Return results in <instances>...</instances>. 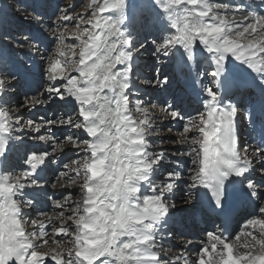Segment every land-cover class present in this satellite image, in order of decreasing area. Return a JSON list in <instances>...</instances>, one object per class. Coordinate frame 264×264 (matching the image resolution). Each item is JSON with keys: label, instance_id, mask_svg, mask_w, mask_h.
I'll list each match as a JSON object with an SVG mask.
<instances>
[{"label": "snow or ice", "instance_id": "1", "mask_svg": "<svg viewBox=\"0 0 264 264\" xmlns=\"http://www.w3.org/2000/svg\"><path fill=\"white\" fill-rule=\"evenodd\" d=\"M154 3L171 29L152 41L154 53L167 58L182 52L179 69L195 73L194 83L204 84L205 73L211 77V86L203 87L205 111L186 115L166 102L161 111L170 121L155 123V114L147 107L152 102L141 97L138 81L142 78L133 71L134 56L143 45L135 47L122 27L127 0H90L88 11L76 15L69 12L75 5L59 8L48 25L54 55L40 57L46 61V86L26 95L15 108L31 112L58 100L65 102L66 110L54 119L33 120L0 103V157L6 158L11 150L9 141L21 139L16 133L30 134L50 149L28 151L22 171H0V264H189L184 251L190 245L173 243L183 237L171 227L170 212L177 208L174 197L189 206L195 199L193 190L203 187L215 208L222 209L227 185L233 182L247 189L256 214L232 238L219 227L205 232L193 264H264V180L256 179L264 178V145L241 147L238 108L222 104L216 91L225 84L229 57L257 73L264 85V15L216 0ZM32 12L31 19L39 24L43 18ZM237 14L243 19L235 20ZM73 20L76 30L69 37L67 28ZM137 22L154 23L151 17ZM69 38L72 45L65 44ZM22 41L17 46L27 44L31 53H39L38 44L28 36ZM197 44L209 54L211 71L197 66ZM7 63L0 56V100L15 80L4 70ZM146 83L166 85L168 78L161 79L157 69V76ZM134 113L143 118L137 119ZM174 122L183 123L176 128ZM59 130L63 132L58 136ZM165 130L177 133L175 153L153 147L163 145L158 133ZM65 143L72 147L65 150ZM175 156L191 157L190 182L184 181V169ZM48 160L60 164L54 177L57 182L64 178L70 186L82 179L79 198L73 200L72 192H62L61 200L49 196L56 211L37 213L46 221H25L21 203L32 207L35 202L16 197L26 188L42 189L44 177L38 169ZM166 166L170 170H164ZM161 173L163 179L157 183ZM182 182L187 183V191L181 194ZM29 223L32 231L25 227ZM49 225H53L51 231ZM242 236L244 242L239 243ZM50 240L55 247H49ZM177 247L180 254L168 255Z\"/></svg>", "mask_w": 264, "mask_h": 264}, {"label": "rangeland", "instance_id": "2", "mask_svg": "<svg viewBox=\"0 0 264 264\" xmlns=\"http://www.w3.org/2000/svg\"><path fill=\"white\" fill-rule=\"evenodd\" d=\"M1 2L5 3L6 7H3ZM216 2H229V1L216 0ZM89 3H90V0H0V51L1 50L5 51V52H0V56H3V54H5L4 58L8 62L7 65L10 66V68L4 69V70L7 72V74L10 77L15 76L14 74H11V73H16V72L20 71L19 69L11 67V62L14 59V57H13L14 54H16V57L18 59H23V64H22L23 68L20 67V69L23 70L24 67H27L26 68V78H22V80L19 82H17V80H16L15 83H12L9 86L13 90V95H14L13 98L15 100L19 99L20 102H17L16 104L15 103L8 104L6 106L12 108L13 111H17V110L22 111V115L24 116L25 119L39 120L40 117H44V116H40L43 114V112L40 111V112L35 113L34 118H29V115L31 113H34L35 110L29 112V111L23 110V109H16L15 107H18L22 103V101L26 95H31L30 93L35 95L38 91L43 90L44 86H46V84H45L46 83V77H45V73H44V67H46V61H42L40 57L41 56L46 57L48 55H54L53 49H54L55 45L50 44V47L47 48L48 52H46V46H44L42 44V43H45V40H44V38H39V41L42 42V43H39V45H38L39 46V53L31 55V51H26V53L23 54V49L29 50L27 48V46H28L27 44H23V46H17V43H23L22 37L25 35L29 36V38L32 40V37H35L36 34H40L42 37L46 36V38H49L51 40L50 30H48V25L52 22V20L56 19L55 16L58 13L59 8H65V7H68L70 5H75V10L73 11L71 8H69V12L72 15H76L79 13L87 12L88 11L87 5ZM24 6H26L28 8L27 11L24 10ZM239 6H241V4H239ZM263 6H264L263 4H260L259 9L257 10V13H259V15H264ZM140 10L144 11L145 14L144 13L139 14ZM32 11H34L36 14H38L39 16H41L43 18L39 24L36 23L35 20L31 19V17L33 16ZM143 15H145L147 17H151L152 20L154 21V23L149 25L147 23L137 22L141 18H143ZM126 16H127V19L122 22L123 30L126 31L129 35V37L133 40L135 47L140 48V46L143 45V47L140 48V51L135 55L138 57V60H140V61L137 62V65H136V68L134 69V72L138 73L139 75H141V73H143V76L141 77L142 80L138 81V84H140V86L141 85L146 86L147 81L153 80L157 76V69H159V75H160L161 79H163L165 76L168 78V83L166 85H160V86H156L155 84L151 85L152 88L154 89L153 94L151 93V94H148V96H146V94L144 96L143 95L141 96L144 100H146V101L150 100L152 102V103L148 104L147 107L149 108L150 112L155 114V123L159 124L161 120H163L165 123L166 119H167V121L168 120L170 121V118L165 113H163L161 111V107H162L163 103H166V102L174 103V107H176L180 112L182 109L185 108V107H183V105L186 103H190V106L192 108H196L197 107L196 105L192 106L193 102L192 101L190 102V97L188 95L184 94L183 91L181 92V88L184 86V90H185V86L187 85V83L189 81L188 77H187L188 74L186 76H184V73L181 74V76H184L186 78L185 83H184V78H182L181 82L178 84L179 80H178V78H176L175 83L177 82L178 85L177 84L174 85V80H173L174 78L173 77H175L174 75H176V73L178 74L179 72L173 73L175 71H173L172 67H173V64L176 63V60H177L176 57L178 58L179 54H181V56H182V57H180V59L181 60L184 59L183 53L182 52H175L170 57H167V58L157 57L156 54L154 53V47L152 45V41L153 40H159L161 38L162 34H164L165 32L171 31V29H169L167 27L168 21L166 20L164 13L154 3V0H127ZM229 19H233V17L229 16ZM236 19H237V17H236ZM242 19H243V17H240V20H242ZM37 28L40 30V32H37ZM149 28H150V31H149ZM75 30H76L75 21L73 20L67 28V34L69 35V37H70V34ZM2 37H9L10 42L8 43L7 41H3L1 39ZM5 40H7V39H5ZM18 40H20V41H18ZM73 43H74V41L71 38L66 39V41H65L66 45H72ZM78 51H79V49L77 48V52ZM198 52H203V46H197V53ZM26 54L30 55L29 56L30 60H31V58L37 59V62L35 64L31 60V64H34V67L26 66V61H27ZM207 54L208 53H206L205 55H207ZM157 59H160L161 63L158 64ZM204 60H206L205 56L203 54L200 55L197 59V61H198L197 66L201 69H207V70L211 71L212 70L211 62L204 63ZM133 61H135V63H136L135 57H134ZM12 63H18V61L13 60ZM209 63H210V65H208ZM138 64H140V65H138ZM229 66L231 69L233 68L231 65H229ZM232 70L233 71L235 70L238 72L237 69L233 68ZM235 71H234V73H235ZM193 75H195V74L193 73ZM181 76H180V78H181ZM239 77H241V75H239ZM204 81L208 84L211 81V77H208L206 73L204 75ZM235 81H237V80H235ZM243 85L244 86H239L236 84L234 87H245V88L248 87V85H245V84H243ZM147 86L149 89H152L151 86H149L148 84H147ZM182 95H184V97ZM11 96H12V91L8 92L6 95V97H8V98H10ZM158 96L161 98L162 101L158 100V98H157ZM182 97H183V99H182ZM21 99H22V101H21ZM181 99L183 101L182 107H181V105H179V101H181ZM57 102H59V103H57ZM242 102H244V101L239 100V101L235 102L239 106L238 108L242 107V105L244 104ZM62 103H63V101L53 100L48 105L44 106L46 113L47 112L51 113V116H50V118L48 117V119H54L56 116L59 115V113L62 112V111H60L61 108H64V109L67 108V105L62 104ZM4 104H6V103H4ZM153 105H156V106L154 107ZM57 106H61V107L58 108ZM179 107H181L182 109ZM187 111L188 112L182 111L181 113L186 114V115L195 116L196 113L198 112L197 110H195V111L190 113L189 109ZM134 114L137 115V113H134ZM138 115L141 116V114H138ZM182 123L183 122H181V124ZM180 126L181 125H179L176 128H179ZM58 132H60V130L57 131L56 134ZM243 133H244L243 130H241V129L237 130V134H238V137L240 140L241 139L246 140V139L241 137L243 135ZM27 135H29L28 140H30V134H27ZM176 135H177L176 132L169 133L167 130L158 133V136L164 139V143L162 146L166 145V146H164V148H167L169 150V152H171L172 150H176L179 146V145L174 143V141L176 139ZM36 142H39V141H36ZM25 143H26L25 141H17L15 145H13V143H12L11 150H13L14 148L19 147V146L26 147ZM245 144L246 143H241V147ZM174 145H176V146H174ZM43 146H44V144H43ZM154 146L157 148V146H160V144H156ZM183 149H181V150L187 151V149H185V150H183ZM11 150L9 151V153L11 152ZM7 156H6V159H7ZM20 160L21 159L18 158L16 160H11L12 161L11 162L10 159H8L9 162L8 161L7 162L10 163V165H13L12 163L20 164V163H22V160L21 161ZM49 163H50V160L48 161V165H49ZM51 165L53 166V163H51ZM72 167H74V165L70 164V168H72ZM10 168L12 169V167H10ZM7 169L8 168H5V172L8 171ZM59 170H60V167L55 169V173H57ZM184 174H185V172H184ZM52 177L53 178L49 181L48 184L51 186L52 183H56V187L53 188L54 193H52L54 197L55 196L57 197V195H58L57 190H59L62 185H65L64 186L65 187L64 193L72 192V191L77 192L76 191L77 186H70L71 190L69 191V186L66 185L65 180L63 181L62 184H60L61 181L57 182L54 178L55 176H52ZM188 177H189V175H188V173H186L184 175V178H188ZM81 181H82V179L76 180V182L79 185L82 184ZM184 181H186V180H184ZM156 182L158 183V180H156ZM182 185L184 186V188L187 187L186 182L185 183L182 182ZM74 192H73V194H74ZM143 192L145 194H147V191L144 190ZM38 195L41 196L40 197L41 200H44V198H46V195H42V194L38 193L36 196H38ZM74 196H73L74 199L76 198V196H78V198H79V193H76ZM18 199L22 202V201H24L25 197H23V198L21 197ZM30 199L35 201L33 198H30ZM46 199H47L46 201H47L48 205H47V208L45 211H47V213L48 212L53 213L56 210L53 209L51 207V205L49 204L48 197ZM56 199L61 200L62 197L59 196ZM181 202H183V201L180 200V203L178 205H183V203H181ZM21 205H22V203H21ZM178 205H177V207H178ZM33 206L37 207V208H42V205L40 203H36V202ZM36 210H38V209H36ZM40 210L43 211V209H40ZM68 223H71V222H68ZM29 225H31V224L29 223ZM52 226L53 225H51L48 228L49 231H51ZM55 226H59V225L55 224ZM29 227H31V226H29ZM198 227H203V226L198 225ZM30 230H32V229H29V231ZM49 247H52L50 245V243H49ZM190 254H191L190 257L193 258L191 250H190ZM194 258H196V257H194Z\"/></svg>", "mask_w": 264, "mask_h": 264}, {"label": "bare ground", "instance_id": "3", "mask_svg": "<svg viewBox=\"0 0 264 264\" xmlns=\"http://www.w3.org/2000/svg\"><path fill=\"white\" fill-rule=\"evenodd\" d=\"M219 1H224V0H219ZM226 1H229L228 3H231V4H233L234 3V0H226ZM241 4H242V6L240 7L244 12H248L249 11V9L251 8V3L252 2H262V3H264V0H238ZM264 7V6H263ZM237 16V21H240L239 19H238V17H239V15L237 14L236 15ZM8 40V39H7ZM197 46H202V45H199V44H197ZM203 52L206 54L207 52L204 50V48H203ZM182 57V56H181ZM206 58H208V59H210V57H209V54H207L206 55ZM32 59V58H31ZM176 59H178L177 57H176ZM18 61V60H17ZM37 60H34L33 59V62L35 63ZM181 59L179 60V62L178 63H181ZM228 61L232 64L231 66L234 68V69H237L238 70V72H244V74L248 77V79H245V78H240V79H236L237 81H231L232 80V76L233 75H236L235 73H234V71L231 69V68H229L228 70L230 71V73H228V77H229V79H230V83L228 84V85H226L224 88H223V92H225L226 94L227 93H229V89L230 88H232V87H234L236 84L237 85H239V86H241V85H243V84H245V85H248V84H253V85H255L260 91H261V93H262V96H263V98H264V85H262L261 83H260V80L262 79L257 73H254L251 69H249L246 65H244L242 62H239V61H236L235 60V58H232V57H229V59H228ZM133 63H135V61H133ZM210 64V63H209ZM230 67V66H229ZM31 73V72H30ZM193 74V73H192ZM176 75H177V73H176ZM237 76V75H236ZM206 84H208V83H206ZM209 86H211V84H208ZM202 86L204 87V84H202ZM219 100H220V102H222V97L221 96H219ZM193 102V101H192ZM242 103H244V102H242ZM62 104H65V102H63ZM194 104H192V106H193ZM58 108H60L61 106H57ZM66 110V108L64 109V108H61L60 109V111H65ZM253 109H251L250 111H252ZM251 113V112H250ZM137 114H139V113H137ZM134 115H136V114H134ZM137 119H142L143 117H142V115L141 116H137L136 117ZM167 121V119L165 120V122ZM15 135H18V136H20L21 137V139L19 140V141H25L26 143V146H28V145H34V149L33 150H31V151H36V150H38V151H46V150H49V148H48V146H46V145H44L43 146V144L39 141V142H36L37 140H34V139H32V138H30V140H28V136L29 135H27V133H25V134H20V133H16ZM249 136H252V132H250L249 133ZM249 136H248V138H249ZM256 136V135H255ZM16 140H12V141H9V147H10V149H11V146H12V143H13V145H15L16 144ZM164 146H166V145H164ZM164 146H162V145H160V146H157V148H160V147H164ZM174 146H176V145H174ZM63 147H64V149L65 150H67V149H70L71 147H72V145L70 144V143H65L64 145H63ZM179 147V146H178ZM184 150V149H183ZM9 153V152H8ZM8 153H7V155H8ZM6 155V156H7ZM5 157H0V167L2 168V170H0V171H3V172H5V168H10V167H13V165H10V163H8L9 161H8V159H6ZM8 161V162H7ZM21 161V160H20ZM49 161V160H48ZM48 161H46L45 162V165L47 166L48 165ZM12 162V161H11ZM191 164V163H190ZM192 166V165H191ZM43 167V166H42ZM183 167V169H184V172L185 173H188L187 172V169L188 168H184V166H182ZM43 170H42V168L41 169H38V175L40 176V173L42 172ZM44 175V174H43ZM43 175H42V177H43ZM45 178H47V176H44ZM184 180H186V182H190V177H188V178H184ZM42 184V183H41ZM47 185H48V183H47ZM42 186H43V184H42ZM70 186H77V192L80 194V192H79V189H80V185L77 183V182H75V183H73V184H71ZM57 189V188H56ZM185 189V190H184ZM39 189H35V188H26L25 190H24V192H23V194L22 195H18L16 198L18 199V198H23V197H25V199L27 200V199H30V198H33L35 201L34 202H36V203H40L41 205H42V208H37V207H26V208H23L22 209V213H23V219H25V215H24V213L25 212H27V213H29V214H33L34 215V213L36 214V212H38V210L39 209H43V212H47V211H45L46 210V208H47V205H48V203H47V196H46V198H44V200H41L40 199V197L41 196H36L39 192ZM58 191V195H60V193H62V192H64V188H63V186H61L60 187V189L59 190H57ZM179 191H180V193L182 194L184 191H187V187L186 188H184V186L182 185V183L180 184V188H179ZM194 192H195V199H194V201L192 202V204L191 205H189V206H184V205H178V207L177 208H175V209H172L171 210V212H170V215H171V218H172V224H171V227L173 228L174 227V225H175V223L177 222V220L181 217V216H183V215H185V214H187V213H189V212H191L193 209H196V208H204V205H205V199H206V192L207 191H209L208 189H206V188H203V187H201V188H198V189H195V190H193ZM56 195V194H55ZM52 196H53V194H52ZM54 197V196H53ZM240 198H242L241 199V201H243V200H245V202H252L249 198H246L244 195H240L239 196ZM174 198H178V197H174ZM19 200V199H18ZM50 204V203H49ZM36 209H38V210H36ZM250 211V207H246V210H245V212H249ZM174 212H176V214H174ZM48 214L49 215H52V212H48ZM31 219H43V220H47V217H38V216H33V217H29V220H31ZM51 225H49L48 226V228L50 227ZM199 228H201V227H199ZM29 229H32L33 230V226L31 225V227H27V230L29 231ZM32 230H30V231H32ZM179 231H181V230H178V231H176V232H179ZM182 239H186V238H182ZM175 242H176V240H175ZM182 242V241H181ZM244 242V238H243V236L241 237V240L239 241V243H243ZM50 245L52 246V247H55V245L54 244H52V242H51V240H50ZM184 244H187V242H184ZM45 250H47V249H45ZM190 250H191V246H189L185 251H184V254L188 257V260L190 261V262H194L195 261V258L193 257V258H191L190 256H191V254H190ZM179 252H181V250H178ZM168 255H178V254H174V252L172 251H169V253H168ZM49 264H50V261H49ZM54 264V263H53ZM181 264H183L182 262H181Z\"/></svg>", "mask_w": 264, "mask_h": 264}]
</instances>
